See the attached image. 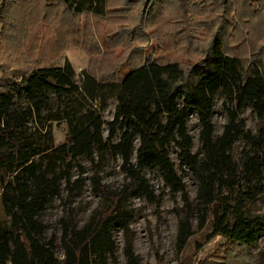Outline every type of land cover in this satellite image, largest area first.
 I'll list each match as a JSON object with an SVG mask.
<instances>
[{"label": "trees", "instance_id": "obj_1", "mask_svg": "<svg viewBox=\"0 0 264 264\" xmlns=\"http://www.w3.org/2000/svg\"><path fill=\"white\" fill-rule=\"evenodd\" d=\"M261 4L264 0H255ZM73 15L104 16L107 0H62ZM224 35L215 34L203 56L189 67L178 61L157 63L149 58L117 78L97 77L87 69L77 75L69 61L38 66L0 83V264H118L112 231L125 235L126 264H140L134 252L129 195L154 201L144 170H157L165 188L182 195L176 246L181 251L192 235L190 213L197 227L210 224L212 235L250 248L264 235V215L249 204L264 195V61H245L225 50ZM222 99L227 121L214 135L212 117ZM116 101L105 120L108 102ZM250 107L260 128H246L239 114ZM195 115L200 148L192 152L188 122ZM64 123V141L54 142L53 126ZM107 128V136L103 134ZM245 147L235 160L233 144ZM138 145L135 146V142ZM196 181L191 201L171 158ZM107 156L120 160L126 182L118 190H94L108 205L94 209L82 223L59 219L63 257L54 254L55 238L45 237L41 213L62 189L77 192L72 179L81 161L99 163ZM63 185V186H62Z\"/></svg>", "mask_w": 264, "mask_h": 264}, {"label": "rangeland", "instance_id": "obj_2", "mask_svg": "<svg viewBox=\"0 0 264 264\" xmlns=\"http://www.w3.org/2000/svg\"><path fill=\"white\" fill-rule=\"evenodd\" d=\"M104 16L73 15L62 0H0V83L15 79L38 66L62 65L69 61L77 75L87 69L97 77L117 78L143 59L157 63L175 60L183 68L203 56L215 34L224 35L225 50L245 61H264V2L255 0H107ZM116 101L111 99L103 112L105 120L113 117ZM214 135L223 130L227 114L222 99L214 104ZM239 118L246 128L257 134L260 122L246 107ZM199 124L193 114L188 131L193 137L192 152L198 151ZM54 142L64 141L66 125L53 126ZM103 134L108 132L106 126ZM138 142H135V146ZM245 142L238 139L231 156L237 159ZM171 158L185 185L189 200L196 195V181L179 166L176 149ZM73 169L72 179L82 178L81 187L68 195L62 189L41 213L45 237L55 238L54 254L63 257L59 219L70 217L82 224L103 202L94 190L91 178L96 176L109 190H118L126 182L120 160L107 156L99 163L81 161ZM157 198L129 195L126 206L132 210L130 234L140 264H264V235L250 248L213 236L210 224L197 227L195 215L188 222L192 235L185 247L177 250L178 222L184 215L182 195L165 188L157 170H144ZM63 186V185H62ZM264 215V195L249 204ZM0 217H3L0 204ZM117 244L118 264H126L123 255L125 235L112 231Z\"/></svg>", "mask_w": 264, "mask_h": 264}]
</instances>
